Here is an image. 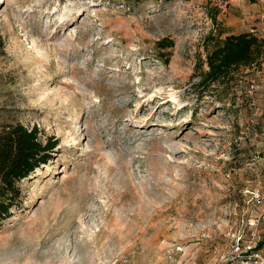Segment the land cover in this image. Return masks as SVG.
I'll list each match as a JSON object with an SVG mask.
<instances>
[{"label":"rangeland","instance_id":"1","mask_svg":"<svg viewBox=\"0 0 264 264\" xmlns=\"http://www.w3.org/2000/svg\"><path fill=\"white\" fill-rule=\"evenodd\" d=\"M264 0H0V125L54 138L0 222V264L264 257V63L200 83Z\"/></svg>","mask_w":264,"mask_h":264},{"label":"trees","instance_id":"2","mask_svg":"<svg viewBox=\"0 0 264 264\" xmlns=\"http://www.w3.org/2000/svg\"><path fill=\"white\" fill-rule=\"evenodd\" d=\"M263 63L264 38L251 33L228 35L207 54V70L200 73V83L209 86L229 79L240 67ZM56 145L54 138L42 140L37 127L28 129L20 123L0 125V222L11 216V210L21 207L20 183L51 159Z\"/></svg>","mask_w":264,"mask_h":264},{"label":"built area","instance_id":"3","mask_svg":"<svg viewBox=\"0 0 264 264\" xmlns=\"http://www.w3.org/2000/svg\"><path fill=\"white\" fill-rule=\"evenodd\" d=\"M260 241V235L253 232L246 245L236 244L229 261L233 264H264V257L258 248Z\"/></svg>","mask_w":264,"mask_h":264}]
</instances>
